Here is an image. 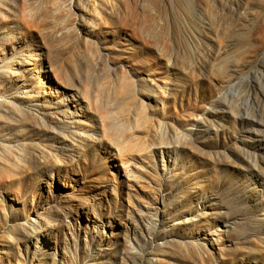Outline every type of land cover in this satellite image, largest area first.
Wrapping results in <instances>:
<instances>
[{"label":"rangeland","instance_id":"obj_1","mask_svg":"<svg viewBox=\"0 0 264 264\" xmlns=\"http://www.w3.org/2000/svg\"><path fill=\"white\" fill-rule=\"evenodd\" d=\"M0 100V264H264V0H0Z\"/></svg>","mask_w":264,"mask_h":264},{"label":"bare ground","instance_id":"obj_2","mask_svg":"<svg viewBox=\"0 0 264 264\" xmlns=\"http://www.w3.org/2000/svg\"><path fill=\"white\" fill-rule=\"evenodd\" d=\"M7 71H8V72H11L9 68L7 69ZM8 76H9V75L7 74L6 77H8ZM0 101H2V100H0Z\"/></svg>","mask_w":264,"mask_h":264}]
</instances>
